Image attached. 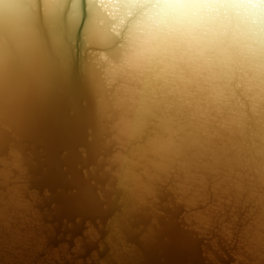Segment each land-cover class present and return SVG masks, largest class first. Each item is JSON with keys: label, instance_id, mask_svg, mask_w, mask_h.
<instances>
[{"label": "bare ground", "instance_id": "6f19581e", "mask_svg": "<svg viewBox=\"0 0 264 264\" xmlns=\"http://www.w3.org/2000/svg\"><path fill=\"white\" fill-rule=\"evenodd\" d=\"M0 0V36L9 11ZM79 40L67 12L54 23L40 12L28 32L12 13L25 46L8 42L0 65V264H264V141L219 163L196 155L177 169L159 199L138 205L139 186L158 184L149 155L127 182L114 139L115 115L134 69L96 67L85 26L123 33L128 46L151 50L172 27L197 38L221 62L264 74V0H85ZM193 5L173 9L168 5ZM184 13L174 24L173 16ZM54 39L63 41L57 49ZM33 59L26 67L24 57ZM98 87V89H97ZM184 188L183 195L180 189ZM185 203L195 204L186 212ZM192 217H211L201 227ZM226 227L228 230L226 231ZM61 230H67L64 233ZM83 231L58 249L56 237ZM58 234V235H57ZM89 251L90 258L82 257ZM45 252L43 259L39 254ZM102 255L100 258L99 256Z\"/></svg>", "mask_w": 264, "mask_h": 264}, {"label": "snow or ice", "instance_id": "6c2138e0", "mask_svg": "<svg viewBox=\"0 0 264 264\" xmlns=\"http://www.w3.org/2000/svg\"><path fill=\"white\" fill-rule=\"evenodd\" d=\"M83 0H25L18 5H5L9 11L4 34L0 36V65L7 63L8 42L17 49L25 46L26 34L18 28L12 13L22 16L31 31L33 21L41 11L54 23L67 12L73 30L83 23ZM173 9L193 5H168ZM184 13L173 16L179 24ZM87 49L102 65L126 72L134 69L133 82L125 100L115 115L114 139L122 151L117 163L127 167V182H135V168L147 156L155 157L153 167L158 184L139 186L133 200L138 205L159 199L171 177L182 173L196 155L217 163L231 152L243 153L250 147V138L257 133L264 141V74L249 73L244 66L221 62L202 48L197 38L172 27L159 37L150 51L128 46L123 33L116 36L110 29L97 30L91 18L85 26ZM57 49L63 41L54 39ZM26 67L33 59L24 57ZM98 89V87H97ZM261 154L264 155V149ZM185 192L180 189L181 195ZM186 212H194L195 204L177 199ZM201 227L211 224V217H192ZM228 228L226 227V231ZM264 239V232L260 233Z\"/></svg>", "mask_w": 264, "mask_h": 264}, {"label": "water", "instance_id": "95a60500", "mask_svg": "<svg viewBox=\"0 0 264 264\" xmlns=\"http://www.w3.org/2000/svg\"><path fill=\"white\" fill-rule=\"evenodd\" d=\"M82 8H83V23H82V25L80 26V28L77 31V43H76V46H77L76 52L77 53L79 52V40H80L81 33H82V29H83V25H84V22H85V19H86V16H87L86 15V2H85V0H83V2H82ZM61 231H63L64 233L67 232V230H61ZM82 232L83 231L81 230V231H79L77 233L72 234L71 239L70 238L67 239V237H66L65 234H63V237H60V238L59 237H56L53 241L50 242L51 248L58 249L59 246L62 244V242H67L68 249H69V254L72 255L73 254L72 249H73V245H74L73 239H74V237L77 234L82 237L83 236V233ZM89 254H90L89 251H86L83 255H79L78 257H82V261L85 263L86 262V259L87 258H90ZM44 255H45V252H42V253L39 254L38 258L43 259ZM101 256L102 255H100L99 258ZM231 262H232V258L229 257V255H228L227 261H225L223 264H229ZM62 264H75V263L73 261H69L67 259H64V262Z\"/></svg>", "mask_w": 264, "mask_h": 264}]
</instances>
